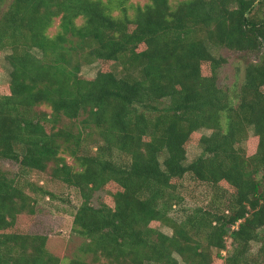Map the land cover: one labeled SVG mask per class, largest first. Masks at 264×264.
Segmentation results:
<instances>
[{
	"label": "trees",
	"instance_id": "16d2710c",
	"mask_svg": "<svg viewBox=\"0 0 264 264\" xmlns=\"http://www.w3.org/2000/svg\"><path fill=\"white\" fill-rule=\"evenodd\" d=\"M3 1L0 51L10 72L0 94V159L19 171L0 167V264H264V15L251 14L255 0H147L116 14L103 0H11L1 10ZM219 46L260 54L237 90L217 84ZM96 60L120 69L82 77V62ZM42 104L50 113L36 109ZM80 115L100 140L93 152L70 149L76 169L60 154L79 146L81 133L57 124ZM192 141L202 152L188 162ZM50 162L51 177L82 198L72 220L80 254L66 260L47 249L46 235L14 230L19 215L36 212L26 189L50 194L21 175ZM186 175L215 196L175 219L169 212ZM109 183L118 186L112 204H93ZM251 242L259 243L253 256Z\"/></svg>",
	"mask_w": 264,
	"mask_h": 264
},
{
	"label": "rangeland",
	"instance_id": "374dc122",
	"mask_svg": "<svg viewBox=\"0 0 264 264\" xmlns=\"http://www.w3.org/2000/svg\"><path fill=\"white\" fill-rule=\"evenodd\" d=\"M11 0H4L1 10L5 9ZM107 2L112 8L111 10L116 14L120 11L121 4L129 9V13H132L130 9L134 4H145L147 0H103ZM170 4L174 6L180 0H169ZM261 0H255L253 5V12L264 15V6L259 7ZM59 19L55 18L53 25L49 28L48 34L53 35L58 29ZM7 51H0V94L8 90L9 72L10 66L5 58ZM212 53L215 56H221L225 59V62L217 70V84L219 87L225 90L235 89L237 90L243 81L244 68L248 62L259 60L260 54L258 52L251 51H239L232 50L224 46L212 47ZM203 72L205 74L210 73L209 63H204ZM112 68L115 70L120 69V65L114 64L110 60H96L93 62H82L80 68V75L84 78H92L95 76L97 70ZM38 110H43L50 113V107L42 104L36 107ZM83 115L74 119H69L65 116H61L57 127H63L74 133H81L80 145L77 146L74 143H70L69 147H62L61 156L65 158V161L74 166L76 169V160L70 155V149H74L78 154L93 152L95 145L99 142V135L94 127H88L82 121ZM255 137L250 132L247 140L243 142L246 154H252L255 150ZM71 147V148H70ZM202 149L195 141L190 142L186 149V160L189 162L199 154ZM123 159L120 157V160ZM53 163L50 162L45 171L31 170L21 175V180L33 182L36 186L42 187L50 194H43L40 191L29 192L35 199L36 212L33 217H28L25 214H21L17 218L14 230L18 232H37L47 236L46 247L54 255L61 259H68L74 257L79 253L78 247L82 242V237L73 232L72 220L75 208L81 203L82 198L79 191L67 184L51 177V169ZM0 167L11 175H17L19 171V165L9 159H0ZM178 192L182 197L181 201L175 204L169 212L172 218H183L185 212H188L196 206H207L214 195V188L205 182L198 181L192 178L190 175H186L183 180L180 181ZM226 185H224L225 187ZM118 186L115 183H109L101 190L95 192L92 198V203L99 205L101 202L112 204V193L117 190ZM229 192V191H228ZM225 199V198H222ZM26 216V217H25ZM150 226L160 230L166 234L172 233V228L159 221H152ZM227 247L231 248V240L226 238ZM259 247L258 242H251L246 250L250 255H254ZM226 252H222V255ZM89 259V257H86ZM212 264H222V260L215 258Z\"/></svg>",
	"mask_w": 264,
	"mask_h": 264
}]
</instances>
